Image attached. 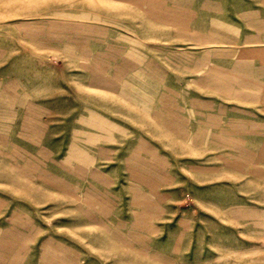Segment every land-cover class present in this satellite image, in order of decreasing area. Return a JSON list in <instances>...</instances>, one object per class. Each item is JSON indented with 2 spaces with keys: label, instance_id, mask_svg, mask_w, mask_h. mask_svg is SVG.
Instances as JSON below:
<instances>
[{
  "label": "rangeland",
  "instance_id": "374dc122",
  "mask_svg": "<svg viewBox=\"0 0 264 264\" xmlns=\"http://www.w3.org/2000/svg\"><path fill=\"white\" fill-rule=\"evenodd\" d=\"M0 264H264V0H0Z\"/></svg>",
  "mask_w": 264,
  "mask_h": 264
}]
</instances>
